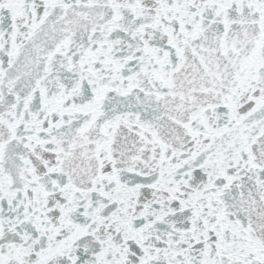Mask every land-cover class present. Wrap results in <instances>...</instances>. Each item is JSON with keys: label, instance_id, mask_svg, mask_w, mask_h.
I'll list each match as a JSON object with an SVG mask.
<instances>
[{"label": "snow or ice", "instance_id": "1", "mask_svg": "<svg viewBox=\"0 0 264 264\" xmlns=\"http://www.w3.org/2000/svg\"><path fill=\"white\" fill-rule=\"evenodd\" d=\"M0 264H264V0H0Z\"/></svg>", "mask_w": 264, "mask_h": 264}]
</instances>
